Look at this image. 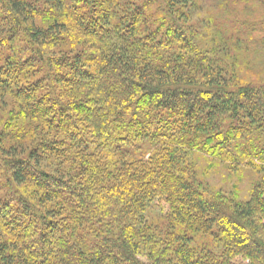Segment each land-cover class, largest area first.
<instances>
[{
  "label": "trees",
  "instance_id": "obj_1",
  "mask_svg": "<svg viewBox=\"0 0 264 264\" xmlns=\"http://www.w3.org/2000/svg\"><path fill=\"white\" fill-rule=\"evenodd\" d=\"M48 1L66 17L74 11L100 47L57 53L70 36L65 23L41 28L27 0H0L11 35L0 40V88L25 103L24 119L59 134L5 151L0 167L19 190L0 201V264H264V86L237 80L232 52L243 43L191 23L196 0H87L84 12L73 0ZM22 38L30 49L14 45ZM35 66L41 80L25 82ZM50 77L61 100L52 93L43 107L33 100L53 88ZM146 143L152 153L135 157ZM193 153L262 179L245 202L209 194L195 183ZM47 156L61 168L43 167ZM152 204L162 227L145 220ZM198 235L221 253L192 247Z\"/></svg>",
  "mask_w": 264,
  "mask_h": 264
},
{
  "label": "rangeland",
  "instance_id": "obj_2",
  "mask_svg": "<svg viewBox=\"0 0 264 264\" xmlns=\"http://www.w3.org/2000/svg\"><path fill=\"white\" fill-rule=\"evenodd\" d=\"M27 1L39 12V16L35 21L37 26L47 28L54 22L66 24L67 33L70 36L63 43H58L54 50L57 53H61V51L77 52L80 49L91 52L93 47H100V44L93 37L87 34L84 35L80 31L72 15L74 11L68 10L71 12V17H66L64 14L68 12L65 9L61 10L59 3H52L48 0ZM123 1L129 6L132 4L140 6L143 2V0ZM59 2L61 4V0ZM73 2L79 8L78 12H84L90 7L87 0H73ZM196 2L199 3L201 9L199 8V10L193 12L191 23L201 27L204 32L216 29L222 32L226 39L233 42L238 40L243 43V49L240 52H236L234 49L232 52L240 61L235 71V74L239 77L237 80L240 83L250 84L254 87L264 86V0H196ZM66 4L71 7L72 2L68 1ZM151 8L148 17L150 23L148 24L150 28H155L158 22L157 19L160 18V11L158 5H152ZM1 15H3L1 17H5L6 14L2 13ZM5 21V19L0 18V40L6 39L8 41L11 35L3 28ZM14 45L18 49L24 48L23 51L31 48L30 41L27 38L14 39ZM11 49V45L5 47L1 52V57L8 56ZM2 64H4V59L0 58V65ZM38 68L35 66L33 70H26L25 82L32 83L41 80L43 71H39ZM54 73L52 74L54 75ZM54 81V77H50L48 81V84L53 88H38L39 91L35 94L33 101L41 102L43 107H47L51 104L52 93L55 92L61 100V87L54 84ZM5 93L0 88V164H5L8 157V153L5 154V151H8L7 148L11 144L15 145L16 142H22L25 144V149H28L29 146H31L30 148L36 147L41 139H54L59 136L58 133L49 131L48 127L40 120L24 119L22 108H26L25 103ZM19 132H24L26 139H22L23 135L22 138L21 136L16 138L15 136ZM17 147L14 146L13 148ZM152 151L153 147L146 143L141 151L134 152L133 155L137 157L140 154L147 157ZM190 162L195 170V183L200 189L209 194L224 195L231 198V200L247 201L254 187L262 179V175L255 168L247 165L233 167L218 158L202 153H193L190 156ZM43 167L47 170H56L61 168V164L59 165L55 158L47 156L44 158ZM9 176L10 171L4 168V165L0 167V201L6 195L19 190V187L9 182ZM160 217L161 214L155 204H152L145 213V220L162 227L164 223L159 221ZM192 247L199 250L206 249L213 253H221V248L214 243L212 238L204 235L194 237Z\"/></svg>",
  "mask_w": 264,
  "mask_h": 264
}]
</instances>
